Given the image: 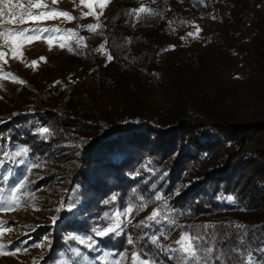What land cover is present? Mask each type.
Masks as SVG:
<instances>
[{
  "label": "trees",
  "instance_id": "1",
  "mask_svg": "<svg viewBox=\"0 0 264 264\" xmlns=\"http://www.w3.org/2000/svg\"><path fill=\"white\" fill-rule=\"evenodd\" d=\"M200 17L207 27L193 40ZM105 36L110 64L88 50L75 91L54 80L66 64L37 72L0 124L2 143L57 166L37 187L62 183L78 201L75 215L46 228L52 254L108 210L148 209L161 192L201 237L198 264H264V0H116ZM239 66L243 80L229 79ZM99 240L153 264H188L142 222Z\"/></svg>",
  "mask_w": 264,
  "mask_h": 264
},
{
  "label": "rangeland",
  "instance_id": "2",
  "mask_svg": "<svg viewBox=\"0 0 264 264\" xmlns=\"http://www.w3.org/2000/svg\"><path fill=\"white\" fill-rule=\"evenodd\" d=\"M147 1L139 0V3ZM43 3L47 7L36 9L33 14L53 10L67 12L71 18L57 15L47 20H29L19 28L24 30V35L15 51L10 41L6 49L2 50L5 56L0 58V124L6 121L4 113L15 96L30 95L27 83L37 72L53 64L64 63L68 68L67 73L55 76L54 80L59 82H56L59 87L75 91L81 87L88 74L83 62L88 50L106 65L111 63L105 28L107 15L115 7L116 0H108L103 7L100 0H43ZM206 27L203 17L196 18L193 40H197ZM33 29L41 31L37 33L31 31ZM14 32H10L9 36ZM28 36L36 39L29 40ZM245 73L246 70L239 66L230 70L228 77L242 81ZM154 101L157 105L162 104L159 93L154 96ZM42 130L40 127L35 128L37 134L47 138L49 134ZM51 168L56 169L57 166L33 157L26 145L4 144L0 141V207L6 209L0 212V222L4 226L0 230V245L4 246L3 251L11 249L16 253L0 255V264H144V257L135 250H116L100 244L99 237H121L133 222L144 223L154 239H164L171 251H180L181 246L177 241L187 234L186 221L180 213L169 208L167 198L158 192L157 196L161 199L157 200L155 206L144 210L130 202L117 205L104 214L103 224L95 226L92 232L68 233L65 247L52 254L55 242L46 228L75 215L78 201L73 196L74 192L67 193L66 185L62 183L36 186L41 179L51 174ZM13 204L16 207L7 210ZM129 206L132 207L131 212H127ZM158 209L160 212L156 220L149 221L148 217ZM117 212L122 213L119 217L120 228L107 232L117 222ZM9 227L10 231L7 230ZM101 231L107 234L99 235ZM40 232L39 237L42 238L37 239L35 233ZM186 262L194 264L193 258L186 257Z\"/></svg>",
  "mask_w": 264,
  "mask_h": 264
},
{
  "label": "snow or ice",
  "instance_id": "3",
  "mask_svg": "<svg viewBox=\"0 0 264 264\" xmlns=\"http://www.w3.org/2000/svg\"><path fill=\"white\" fill-rule=\"evenodd\" d=\"M54 2H56V0H54ZM108 2V0H100V4L101 6L103 7L104 4H106ZM32 7L36 8V9H44L46 8L47 6L43 3V0H35V2L31 5ZM18 7L20 8H23V5H18ZM11 11V9H10ZM139 11H144V9H140ZM5 15V13L3 11H0V17H3ZM57 15L59 16H62V17H70V14L67 13V12H56V11H53V10H49V11H44V12H38L36 14H33L31 11H24V12H21L19 14L13 12L12 13V17L15 18L18 16L19 18V21L23 22L25 17H28L29 20H32V21H39L41 19H51V18H55ZM11 22V21H10ZM91 27H94V26H90ZM33 32H40L41 29H33L31 30ZM44 31H48L47 29H44ZM0 35H4L3 32H0ZM24 35V30L23 29H17L14 33H12L11 36H7L5 35L4 38L6 40H9L10 43L14 46L13 47V51H15L16 47L19 46V41H20V38L21 36ZM190 35H192L190 33ZM27 39L29 40H34L36 39V37L34 36H28ZM51 42V41H50ZM5 56V53L3 51H0V58H3ZM42 59H45L46 58H42ZM109 59H112L111 57H109ZM35 63V62H34ZM44 133H48L49 132V129L47 128H44L42 130ZM21 188L24 187L23 184L20 185ZM116 198L113 197V200H115ZM156 199L157 200H160L161 197L160 196H156ZM229 200H232L234 199L233 197H228ZM16 205L13 204V205H9L7 207V210H11L12 208H15ZM6 209L4 207H0V212L2 211H5ZM132 210V207L129 206L128 209H127V212H131ZM159 212L160 210L158 209L157 211L153 212V214L148 217V220L149 221H153V220H156L157 216L159 215ZM121 212H117L115 215L117 217V222L115 224H113L111 227H109L107 229V232H112L114 230H118L120 228V223H119V217L121 216ZM124 214H127V213H124ZM161 219H163V217L161 216ZM159 222V221H157ZM3 224L2 222H0V230L3 229ZM8 231L11 230V228L9 227L7 229ZM107 232L105 231H101L100 233H98L99 235H105L107 234ZM201 240V237L199 236H196V237H191L189 234H185L181 237V239L179 241H177V243L181 246L180 247V251L182 253H185L188 257H191L193 258V261H194V264H198V261L200 260V256L198 255V245H199V241ZM155 242V241H154ZM128 243L129 244H132L133 241L131 238L128 239ZM3 245H0V255H8V254H12V255H15V251L14 250H8V251H3ZM209 251H212V249H209ZM134 260L137 259V257H133ZM144 264H151V262H148L146 260V257H144ZM248 264H252V258L251 256L248 257Z\"/></svg>",
  "mask_w": 264,
  "mask_h": 264
},
{
  "label": "built area",
  "instance_id": "4",
  "mask_svg": "<svg viewBox=\"0 0 264 264\" xmlns=\"http://www.w3.org/2000/svg\"><path fill=\"white\" fill-rule=\"evenodd\" d=\"M34 2L35 0H0V11L5 13L3 17H0V32L4 33V35H0V51L6 49L9 43V40H6L4 36H9L10 32L16 31L29 21L28 17H25L24 21L21 22L18 16L13 18L12 13L19 14L24 11H31L33 13L36 10V8L31 6ZM21 4L23 8L18 7Z\"/></svg>",
  "mask_w": 264,
  "mask_h": 264
}]
</instances>
